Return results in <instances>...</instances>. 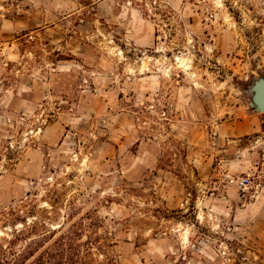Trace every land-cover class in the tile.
Wrapping results in <instances>:
<instances>
[{
  "label": "rangeland",
  "instance_id": "rangeland-1",
  "mask_svg": "<svg viewBox=\"0 0 264 264\" xmlns=\"http://www.w3.org/2000/svg\"><path fill=\"white\" fill-rule=\"evenodd\" d=\"M259 77L264 0H0V244L264 264Z\"/></svg>",
  "mask_w": 264,
  "mask_h": 264
},
{
  "label": "trees",
  "instance_id": "trees-1",
  "mask_svg": "<svg viewBox=\"0 0 264 264\" xmlns=\"http://www.w3.org/2000/svg\"><path fill=\"white\" fill-rule=\"evenodd\" d=\"M10 221L8 222L14 227V233L12 239H4L5 244H0V264H84L82 257L80 256L77 246L74 245L79 234L76 232H68L57 238L53 245L43 249L42 243L48 239V235H56V232L52 231L49 234L41 233L37 235L39 229L44 231V225H40L36 222L27 224L26 220H22L20 217L15 216L14 213H10ZM19 222L22 228L15 229V223ZM36 235V240L29 241L24 245L20 251L13 250L14 243L20 239V237H27L29 235ZM34 235V236H35ZM98 252H102V246L96 248ZM108 264V260H107ZM110 264H115L111 262Z\"/></svg>",
  "mask_w": 264,
  "mask_h": 264
},
{
  "label": "water",
  "instance_id": "water-1",
  "mask_svg": "<svg viewBox=\"0 0 264 264\" xmlns=\"http://www.w3.org/2000/svg\"><path fill=\"white\" fill-rule=\"evenodd\" d=\"M249 91V107L257 113H264V79L259 77L254 80Z\"/></svg>",
  "mask_w": 264,
  "mask_h": 264
},
{
  "label": "built area",
  "instance_id": "built-area-1",
  "mask_svg": "<svg viewBox=\"0 0 264 264\" xmlns=\"http://www.w3.org/2000/svg\"><path fill=\"white\" fill-rule=\"evenodd\" d=\"M224 178L227 179L228 182H230V184L235 183L242 190H245L247 188V185H245L244 183L245 181L244 179H242L241 181H234V179H231L229 177H224Z\"/></svg>",
  "mask_w": 264,
  "mask_h": 264
}]
</instances>
